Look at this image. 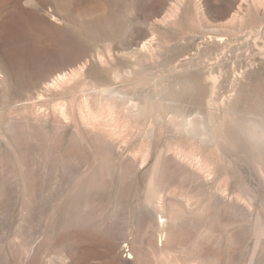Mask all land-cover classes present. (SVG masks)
<instances>
[{
	"label": "rangeland",
	"instance_id": "obj_1",
	"mask_svg": "<svg viewBox=\"0 0 264 264\" xmlns=\"http://www.w3.org/2000/svg\"><path fill=\"white\" fill-rule=\"evenodd\" d=\"M95 5L103 14L79 18V12ZM60 7L68 9V22L60 19ZM18 34L26 39L29 51L48 57L75 44V58L49 66L48 79L82 62L99 83L106 81L100 84L122 90L130 98L138 92L151 102L141 116L129 118L125 103L112 101L106 106L98 97L90 98L89 114L78 111L80 89L88 78L78 77L64 89L41 92L45 98L40 101L36 92L28 96L14 83L8 86L0 80V184L7 195L0 193V264H23L28 259L33 264H264V145L234 129L235 121L247 113L264 111L263 105L256 107L264 101V0H0V59ZM142 39L151 40L152 53L124 55L129 52L126 48L136 49ZM130 68L136 73L128 78ZM117 71L124 75L122 79H113ZM179 76L182 85L172 90L171 83ZM167 93L172 99L175 96L177 108L185 113L212 116V144L173 131L166 117ZM62 104L67 106L66 119L60 113ZM10 122L15 135L7 132ZM5 137L18 139L26 151L39 191L32 211L21 208L17 170L4 150ZM160 152V170L169 178L160 195L169 226L167 239L159 246L148 231L145 246L136 241L131 247L129 241L146 230L142 200ZM96 155H109L108 165L93 168L96 180L83 202L85 214L68 222L61 215L67 192L73 183L92 177L89 163ZM59 159L63 163L58 164ZM118 178L129 195L124 206L111 213ZM254 227L262 233L258 243L250 234ZM105 230L115 236L114 241ZM46 235L50 244L43 243L49 240ZM128 243L133 252L123 247ZM36 250L41 253L39 261Z\"/></svg>",
	"mask_w": 264,
	"mask_h": 264
},
{
	"label": "bare ground",
	"instance_id": "obj_2",
	"mask_svg": "<svg viewBox=\"0 0 264 264\" xmlns=\"http://www.w3.org/2000/svg\"><path fill=\"white\" fill-rule=\"evenodd\" d=\"M25 1V0H24ZM262 1V0H261ZM28 2V1H27ZM25 2V3H27ZM31 2V1H29ZM31 4V3H30ZM27 5V4H26ZM63 15H61L62 17H60V19L62 20V22L69 21V17H68V9L64 8V7H60L59 9ZM174 12V10H173ZM237 12V11H236ZM61 13V14H62ZM58 14V13H57ZM101 14H103V10L101 9V7L99 6H94V7H88L86 10H84L83 12H79V18L83 19L85 17H99ZM29 15V14H28ZM56 15V14H55ZM52 16V15H51ZM110 16V15H109ZM171 16V15H170ZM52 18V17H51ZM54 20H56V17L53 18ZM52 19V20H53ZM58 19V20H60ZM97 19V18H96ZM110 19V18H109ZM115 19V18H114ZM234 19V18H233ZM237 19V17H236ZM102 20V19H101ZM112 20V18L110 19ZM134 20V19H133ZM29 21V20H28ZM109 21V20H108ZM115 21V20H114ZM113 21V22H114ZM95 22L99 25L102 26V22H100V20L97 19V21L95 20ZM112 22V21H111ZM144 22V21H143ZM18 23V22H17ZM146 24V23H145ZM106 25V24H104ZM111 26V24H107V26ZM113 25V23H112ZM106 26V29H107ZM105 29V28H104ZM110 29V27H109ZM99 31V30H98ZM85 32V31H84ZM82 30L80 31L81 35H85V37L87 36ZM126 32V31H125ZM26 33V32H25ZM99 33V32H98ZM79 34V35H80ZM100 34V33H99ZM103 34V33H102ZM154 34V33H153ZM152 34V35H153ZM113 35V34H112ZM94 36V35H93ZM104 37V36H103ZM106 37V36H105ZM110 38V36H109ZM113 38V36H112ZM93 39V38H92ZM144 39V38H143ZM142 39V40H143ZM151 39V38H150ZM150 39H146L143 40L141 43H138V47L136 49H132V47H128L125 50H128L129 52H127L124 55L127 56H132V55H136L137 57H144L147 56L148 54H150L151 52V48L153 46V44H151V40ZM154 39V37H153ZM12 41L9 42V47L8 49H6L2 56L1 59L6 60L7 64L9 65V68L7 69L5 67V64H3V61L0 59V80L3 82V84H7L8 86L11 84H15L16 86H18L23 93L27 94L29 96V94H31L32 92H36L38 97L37 99L43 100L45 97L44 95L41 94V92H46V93H51L54 90L63 88L65 86H67L68 84L74 82L78 77H85L88 78V81H84L80 92H81V97H80V104L78 111L81 112H89V114L91 113L92 110V103L90 98H96L98 97L100 99V104H102L104 102V104L109 105L111 104L110 102L112 101H116V103L118 102H123L126 104V114L127 116L130 118H137L139 116H141L143 114L144 109L146 108V106L149 104V102H151V98L143 95V94H138L134 95V97L130 98L128 96L127 93H125L122 90H117L115 88H113L110 85H106V84H100L102 83H106L103 82L102 80L99 81L97 80V78H94L92 75H90L91 72V68H88L87 71H85V63L80 62V64H75L74 67L68 66V68L62 70L61 72L55 74L51 79L47 78V69L49 66H51L53 63H55L57 60L61 59V60H68L69 59H74L75 57H73L74 55L76 56L77 54V47L75 46V44L72 45H67V51L66 52H61L59 55L56 56H43L41 54L38 53H34L29 51V49L26 48V44L24 43L26 41V39L22 36L15 35L13 37V39L11 38ZM112 40V39H111ZM156 40V39H155ZM7 42V41H6ZM71 42V41H70ZM103 44L104 41L102 39ZM106 42V41H105ZM157 42V41H156ZM28 43V42H27ZM74 43V42H73ZM99 43V42H98ZM100 44V43H99ZM98 44V45H99ZM107 44V43H106ZM95 46V45H94ZM158 46V45H157ZM29 48V47H28ZM131 48V49H130ZM134 48V47H133ZM153 49V48H152ZM156 49V48H155ZM154 50V49H153ZM35 51V50H34ZM96 51V49L94 50V52ZM100 52V51H99ZM99 52L97 53V55L99 54ZM153 52V51H152ZM151 52V53H152ZM156 52V50L154 51ZM90 53V52H89ZM108 54V53H107ZM119 54V53H118ZM93 56V55H91ZM90 56V57H91ZM123 56V55H122ZM155 56V55H154ZM103 57L98 55V62L101 64L102 66L103 64ZM114 59V58H113ZM121 59V58H120ZM60 60V61H61ZM89 60V59H88ZM87 60V61H88ZM123 60V59H122ZM121 60V61H122ZM136 60V59H135ZM94 61V60H93ZM86 62V61H85ZM106 63V61H104ZM123 62V61H122ZM140 62V61H139ZM147 62V61H146ZM89 63V62H88ZM6 64V65H7ZM108 64V63H106ZM143 65V64H142ZM182 65V64H181ZM173 66V65H172ZM130 67V66H129ZM133 67V65H132ZM137 67V66H136ZM135 68V66L133 67ZM177 68V67H176ZM185 68V66H184ZM60 69V68H59ZM101 69V68H100ZM126 69V68H125ZM138 70V67L136 68ZM145 69V68H144ZM143 69V70H144ZM149 69V68H146ZM145 69V70H146ZM151 69V68H150ZM175 69V68H174ZM173 67H170L169 70H174ZM178 69V68H177ZM176 69V70H177ZM180 69V68H179ZM166 71V70H165ZM110 72V71H109ZM140 72V70H139ZM144 73V71H142ZM161 72V71H160ZM179 72V71H178ZM181 72V70H180ZM53 73V72H52ZM136 73L134 69L130 68L128 70H126V74L125 76L129 78V76H131L132 74ZM141 73V72H140ZM157 73V72H156ZM115 78V80L118 79H122L124 75H122V73L120 74V72H113L112 74ZM161 75V74H160ZM171 75V74H170ZM99 76V75H98ZM146 76V75H145ZM155 76V75H153ZM159 76V75H158ZM172 76V75H171ZM97 77V76H95ZM157 77V76H156ZM170 77V76H169ZM184 77V76H183ZM167 78V77H166ZM171 78V77H170ZM181 78L182 77H177L173 83H171L172 85L170 86V88L172 87V90H174L175 88L179 87L180 85H182L181 83ZM105 79V78H104ZM169 79V78H167ZM183 79V78H182ZM155 81V80H154ZM162 81V80H161ZM167 81V80H166ZM157 82V81H156ZM160 82V81H159ZM158 82V83H159ZM163 82V81H162ZM165 83V82H164ZM161 83H159L160 85ZM157 85V83H156ZM168 86V85H167ZM149 87V86H148ZM174 87V88H173ZM66 88V87H65ZM169 88V89H170ZM64 89V88H63ZM165 89V88H164ZM171 90V89H170ZM168 90V91H170ZM171 90V91H172ZM232 91H235V89H233ZM148 93V92H147ZM185 93V91H184ZM55 94V93H54ZM149 94V93H148ZM169 93H167L165 96H167ZM238 95V94H237ZM170 96V95H169ZM165 97V107L168 109V113L166 114V117H169L172 121V129L175 133H183L186 132L187 134L192 135L194 138H196L197 140H199L201 143L203 144H212L214 141V137H213V121H212V116H209L208 114H204L201 111L196 114V115H191L188 113H185L184 111L180 110L177 108V105L175 104V96L174 99H172L171 97ZM233 96V94H232ZM98 99V100H99ZM233 99V97H232ZM29 100V99H28ZM215 100V99H214ZM222 100V99H221ZM46 101V100H45ZM225 101V100H224ZM177 102V101H176ZM21 103V102H20ZM26 103V102H25ZM179 103V101H178ZM177 103V104H178ZM225 103V102H224ZM222 103V104H224ZM33 104V103H32ZM37 105V104H34ZM209 107L212 105V101H210L208 103ZM225 105V109L228 110L227 105ZM264 106V101H260L258 102V105H256L257 108H259L260 106ZM36 107V106H35ZM231 107V106H230ZM34 108V107H33ZM263 108V107H262ZM110 109V108H109ZM125 109V110H126ZM219 109V108H218ZM111 110V109H110ZM38 112V111H37ZM233 112V110L231 111ZM249 112V111H248ZM60 113L61 115L64 117V119L67 118V106H65L64 104L60 105ZM95 114V113H94ZM109 114H111L109 112ZM237 114V113H236ZM40 115V114H39ZM45 115V114H44ZM125 115V114H124ZM244 115V114H243ZM42 116V115H41ZM91 116V115H90ZM99 116V115H98ZM234 116V115H233ZM92 117L95 119H97V117H95V115L92 114ZM42 118V117H41ZM46 118V117H45ZM38 119V115L37 118ZM168 119V118H167ZM166 119V120H167ZM40 120V119H39ZM43 120V119H42ZM234 120V119H233ZM230 121V120H229ZM9 123H7V126ZM30 124V123H29ZM230 124V123H229ZM235 127L234 129H237L238 133H241L243 135V137H247L249 140H252L255 144H262L264 145V111L260 110H254L253 112H249L247 113V115H244V117L242 119H239L237 121H235L234 123ZM24 125V124H23ZM35 125V124H34ZM232 125V124H231ZM6 126V125H5ZM10 126H11V122H10ZM14 126V125H13ZM9 127L8 131L9 134L11 135H15L16 134V129L15 127ZM29 127V126H28ZM27 127V128H28ZM29 129V128H28ZM58 129V128H56ZM233 130V129H231ZM28 131V130H27ZM57 132V131H56ZM236 132V131H235ZM239 135V134H238ZM3 137V136H2ZM244 137V138H245ZM9 138V137H8ZM247 139V141H248ZM4 143H5V151L8 154V156L12 159V164L14 165V168H16L17 170V184L19 183V190L20 193L22 194V205L21 208L23 211H32L30 209H32V206L34 204V201L37 198V194H38V185H36V180L33 178V174L30 171L29 168V164L25 158V150H23V146L20 145V142L18 139L16 138H12L11 140L7 139L6 137L3 139ZM55 148V147H54ZM264 149V148H262ZM260 150V149H259ZM177 152V151H176ZM180 152V151H179ZM5 153V152H4ZM57 153V152H56ZM59 153V152H58ZM72 153V152H71ZM191 154V153H190ZM107 155V154H106ZM106 155H102V156H94V158L92 159L93 161H91L92 163H89V168H91V171H93V168H97L98 170L100 169H105L106 166L108 165V156ZM64 157V155H63ZM55 159V158H53ZM161 159H162V152H160L157 157L156 160L151 168L150 174H149V179L147 182V185L145 186V190H144V197L142 200V212H143V216H145L147 219L146 221V230L142 231V235L139 236V238L137 239H132L129 242L132 243L131 247H133L134 243L136 241L140 242V244H143V237H145V235L147 234L148 231H151L152 234L157 238V241L159 243V246H161L163 244V239H167L166 238V231L168 230V222L167 219H165L164 215V200L162 198L161 193L163 192V189L165 187V185L168 184V176L164 173L161 172L160 170V163H161ZM66 160V159H65ZM75 160V159H74ZM89 161V160H88ZM185 161V160H184ZM51 162V161H50ZM200 162V161H199ZM58 164L63 163V160L59 159L57 161ZM68 163L64 164L63 169L65 168V166ZM200 165V164H199ZM68 166V165H67ZM66 166V167H67ZM60 167V166H59ZM62 167V166H61ZM60 167V168H61ZM52 168V167H51ZM58 168V167H57ZM66 169V168H65ZM208 169V168H207ZM55 170L57 171V169L55 168ZM87 170H89L87 168ZM199 170V169H198ZM90 175H92V177L90 179H87L89 177H87L86 175V179L87 180H77V183H73L74 185L69 189V191L67 192V201H65L63 204L65 205L62 209V214L61 215H65L67 217V219L69 220L68 222H72V219L74 221H76V217L81 214L84 215V210L87 207V203L85 205H83L85 198L89 195V193L94 189V183H95V173L93 171V173ZM209 171V170H208ZM53 172V169H52ZM55 172V171H54ZM106 172V171H105ZM262 173V172H261ZM211 174V173H210ZM209 174V175H210ZM208 176V175H207ZM102 177V176H101ZM200 177V176H199ZM121 178V177H120ZM118 178L116 185L114 187V190L112 192V196H111V202L109 205V211L112 213L114 211H116V209L121 208L124 206L125 201L128 197V192H127V188L124 189L123 185H122V180ZM83 179V178H82ZM104 181V180H103ZM210 181V180H209ZM101 183V182H99ZM207 183V182H206ZM4 186V185H3ZM2 184H0V193L3 195L6 194V190L5 193L3 192L5 189V187H3ZM96 190V189H95ZM100 190V189H99ZM38 191V192H37ZM96 192V191H95ZM92 193V192H91ZM0 194V197H1ZM220 194V193H219ZM2 195V196H3ZM91 195V194H90ZM5 197L7 195H4ZM210 197V196H209ZM3 198V197H2ZM0 198V199H2ZM88 198V197H87ZM93 198V197H92ZM215 198V197H214ZM187 199V198H186ZM3 200V199H2ZM83 200V201H82ZM234 201V200H233ZM229 202V201H228ZM211 203V202H210ZM62 204V205H63ZM210 205V204H209ZM222 206V205H221ZM83 207V208H82ZM230 207V206H228ZM213 208V207H212ZM231 208V207H230ZM60 209V208H58ZM82 209V210H81ZM61 210V209H60ZM79 210H81V213L79 212ZM246 210V209H245ZM202 213V212H201ZM29 214V213H28ZM195 214V213H194ZM261 214V213H259ZM213 215V214H212ZM256 215V214H255ZM25 217H27L28 215H24ZM144 217V218H145ZM63 217H61L62 219ZM48 219V216H47ZM60 219V218H59ZM60 219V220H61ZM86 219V218H85ZM171 219V218H170ZM252 219V218H251ZM66 220V219H65ZM65 220H63L65 222ZM80 220V218H79ZM77 220V221H79ZM47 221V220H46ZM45 221V222H46ZM83 221V220H82ZM144 221V222H145ZM262 221V220H261ZM59 222V221H57ZM61 222V221H60ZM59 222V223H60ZM84 222V221H83ZM143 222V223H144ZM82 223V222H80ZM47 224V223H46ZM45 224V225H46ZM78 224V222H77ZM85 224V223H84ZM144 224V225H145ZM176 224V223H175ZM254 224V223H253ZM44 225V226H45ZM57 225V224H56ZM72 225V224H71ZM174 225V223H173ZM172 225V226H173ZM58 226V225H57ZM139 226V224H138ZM176 226V225H175ZM22 227V226H21ZM142 227V226H141ZM143 227V228H144ZM174 227V226H173ZM26 228V227H25ZM63 228V227H62ZM65 228V227H64ZM97 229V227H95ZM107 228V227H106ZM176 228V227H175ZM21 229V228H20ZM23 229V228H22ZM56 229V228H55ZM173 229V228H172ZM57 230V229H56ZM59 230V227H58ZM171 230V229H170ZM174 230V229H173ZM172 230V231H173ZM203 230V229H202ZM24 231V229H23ZM48 231V230H47ZM21 232V230H20ZM105 234L108 236V238L114 241L115 240V236H113V234H111L108 231H104ZM202 232V231H201ZM199 231V233H201ZM249 232V231H248ZM24 233V232H22ZM43 233V232H42ZM55 233V232H54ZM150 233V232H149ZM151 234V236H152ZM202 234V233H201ZM207 234V233H206ZM251 236L256 238V242H259V239L262 237V233L259 227H254V229H252V232L250 233ZM22 235V234H21ZM45 235V234H44ZM43 235V236H44ZM168 235V233H167ZM199 235V234H198ZM170 236V235H169ZM201 236V235H199ZM49 236L46 235L45 236V240L49 239L48 241H44L43 243L45 244V242H47L46 244H50L49 242H51V237L48 238ZM127 237V236H126ZM150 237V236H149ZM264 237V236H263ZM55 238V237H54ZM200 238V237H199ZM235 238V237H234ZM237 238V237H236ZM24 239V238H23ZM153 239V238H152ZM233 240H237V239H233ZM53 241V240H52ZM108 241V240H107ZM231 242V241H230ZM28 243V242H27ZM115 243V242H112ZM232 243V242H231ZM109 244V243H108ZM111 244V243H110ZM146 244V243H145ZM161 244V245H160ZM24 245H26V243H24ZM23 245V246H24ZM28 245V244H27ZM112 245V244H111ZM125 245V244H124ZM129 243L126 244L123 247H128ZM145 246V245H144ZM152 246V245H151ZM22 247V246H21ZM130 247V246H129ZM128 247V248H129ZM141 247V246H140ZM23 248V247H22ZM26 248V246L24 247ZM33 248V247H32ZM166 249V247H164ZM168 249V247H167ZM166 249V250H167ZM172 249L173 245H172ZM171 249V250H172ZM32 250V249H31ZM132 250L133 252V248H129L126 252H130ZM29 251V248L27 250H25L24 252ZM145 251V250H144ZM169 251V250H168ZM174 252V250H172ZM170 252V251H169ZM38 250H36V252H34V256H38L40 254H38ZM29 252H27V256H28ZM171 256V255H170ZM254 256V255H253ZM30 258V256H28ZM61 257V256H60ZM126 257V256H125ZM168 257V256H167ZM44 258V257H43ZM134 259V256H129L128 259ZM138 258V257H137ZM218 258V257H217ZM136 259V257H135ZM134 259V260H135ZM222 259V258H219ZM254 259V258H253ZM253 259L250 260V263H253ZM29 260V259H28ZM26 261L25 264H33L32 261ZM43 260V259H42ZM140 260V259H139ZM163 260V259H162ZM167 260V259H166ZM171 260V259H170ZM38 261H39V256H38ZM225 261V260H224ZM42 262V261H41ZM127 262V260L123 261L122 263ZM129 262V261H128ZM161 262V261H160ZM214 262V261H213ZM218 262V261H217ZM23 263V264H24ZM40 263V261L38 262V264ZM46 263V262H45ZM145 263V262H144ZM261 263V262H260ZM49 264V263H48ZM136 264H140V262H136ZM143 264V263H142ZM159 264V263H158ZM220 264V263H219ZM223 264V263H222ZM227 264V263H224Z\"/></svg>",
	"mask_w": 264,
	"mask_h": 264
}]
</instances>
